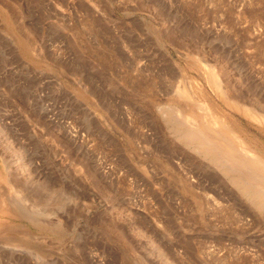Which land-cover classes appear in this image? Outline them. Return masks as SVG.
Returning a JSON list of instances; mask_svg holds the SVG:
<instances>
[{"label": "rangeland", "instance_id": "rangeland-1", "mask_svg": "<svg viewBox=\"0 0 264 264\" xmlns=\"http://www.w3.org/2000/svg\"><path fill=\"white\" fill-rule=\"evenodd\" d=\"M262 166L264 0H0V264H264Z\"/></svg>", "mask_w": 264, "mask_h": 264}, {"label": "bare ground", "instance_id": "bare-ground-1", "mask_svg": "<svg viewBox=\"0 0 264 264\" xmlns=\"http://www.w3.org/2000/svg\"><path fill=\"white\" fill-rule=\"evenodd\" d=\"M211 72H212V70H211ZM214 72V71H213ZM212 72V73H213ZM208 75H209V73H208ZM207 75V76H208ZM213 75V74H212ZM210 76V75H209ZM213 77V76H212ZM215 77V76H214ZM217 77V76H216ZM215 77V78H216ZM209 78V77H208ZM213 79V78H212ZM214 80V79H213ZM216 80H217V78H216ZM209 81H210V79H209ZM219 81V80H218ZM216 81H213V83H215ZM210 83H212V82H210ZM220 86H221V83H220ZM216 87V86H215ZM217 87H219V85L217 86ZM217 87L215 88V89H217ZM217 91H218V89H217ZM220 91V90H219ZM222 92V91H221ZM185 93V92H184ZM187 93V92H186ZM223 93H224V91H223ZM183 95V94H182ZM188 95V94H187ZM184 96V95H183ZM185 96H186V94H185ZM184 96V97H185ZM189 97V96H188ZM188 97H186V98H188ZM202 106V105H201ZM201 108H203V107H201ZM239 110V109H238ZM246 111H249L247 108H246ZM250 115H251V113H250ZM247 116H249V114L247 115ZM252 116H253V114H252ZM250 117V116H249ZM252 118V117H251ZM257 117L255 116V119H256ZM253 119H254V116H253ZM263 120V119H262ZM218 121V120H217ZM212 122V121H211ZM212 124V123H211ZM214 124V123H213ZM218 124V123H217ZM216 125V124H215ZM222 125V124H221ZM230 132V131H229ZM232 138H233V136H231ZM220 138V137H219ZM235 138V137H234ZM247 145V144H246ZM250 146V145H249ZM231 149V148H230ZM209 151H211V150H209ZM208 151V152H209ZM210 153V152H209ZM229 153H230V151H229ZM258 154V153H257ZM207 155V154H206ZM253 161V160H252ZM256 161V160H255ZM256 163V162H255ZM259 163V162H258ZM257 163V164H258ZM217 165V164H216ZM219 166V165H218ZM258 166H261V165H258ZM262 169L264 168L263 166L261 167ZM258 180V179H257ZM261 180V179H260ZM235 181V180H234ZM235 183V182H234ZM237 183V182H236ZM260 183H262V182H260ZM239 184V183H238ZM239 186V185H238ZM264 192V191H263ZM262 192V193H263ZM264 194V193H263ZM256 200V199H255ZM263 200V199H262ZM263 205H264V203H263ZM260 207H262L261 205H260Z\"/></svg>", "mask_w": 264, "mask_h": 264}]
</instances>
